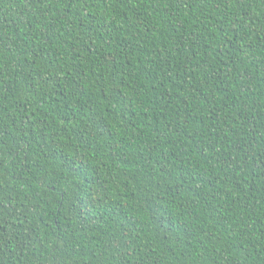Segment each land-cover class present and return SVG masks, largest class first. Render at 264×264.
I'll list each match as a JSON object with an SVG mask.
<instances>
[{
    "label": "trees",
    "instance_id": "16d2710c",
    "mask_svg": "<svg viewBox=\"0 0 264 264\" xmlns=\"http://www.w3.org/2000/svg\"><path fill=\"white\" fill-rule=\"evenodd\" d=\"M0 264H264V0H0Z\"/></svg>",
    "mask_w": 264,
    "mask_h": 264
}]
</instances>
